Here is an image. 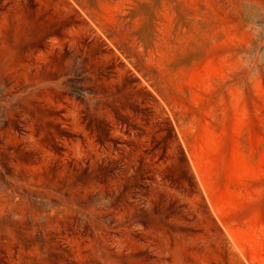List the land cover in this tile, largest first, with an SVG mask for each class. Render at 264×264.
Wrapping results in <instances>:
<instances>
[{
	"label": "rangeland",
	"instance_id": "rangeland-1",
	"mask_svg": "<svg viewBox=\"0 0 264 264\" xmlns=\"http://www.w3.org/2000/svg\"><path fill=\"white\" fill-rule=\"evenodd\" d=\"M0 264H264V0H0Z\"/></svg>",
	"mask_w": 264,
	"mask_h": 264
}]
</instances>
